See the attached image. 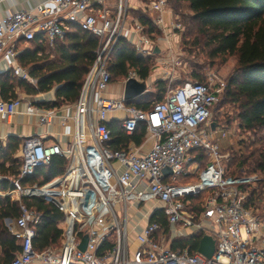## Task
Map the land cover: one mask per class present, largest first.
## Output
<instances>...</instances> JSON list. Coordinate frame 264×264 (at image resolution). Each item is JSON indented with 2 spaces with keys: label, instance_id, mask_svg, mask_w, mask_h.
Returning a JSON list of instances; mask_svg holds the SVG:
<instances>
[{
  "label": "built area",
  "instance_id": "obj_1",
  "mask_svg": "<svg viewBox=\"0 0 264 264\" xmlns=\"http://www.w3.org/2000/svg\"><path fill=\"white\" fill-rule=\"evenodd\" d=\"M108 2L43 0L0 17V62L19 78L32 81L16 60L19 41L27 43L41 34L52 45L73 23L98 37L99 44L71 116L21 96L0 97L1 120L21 111L36 116L41 126H67L72 120L64 145L47 143L41 134L23 137L18 145L19 173L3 193L19 204L9 226L19 250L9 264H264V219L246 205L243 188L261 177L228 175L222 164L228 154L220 151L215 138L216 133L228 134L212 119L225 85L184 81L167 88L163 99L148 109L126 104L123 96L105 95L111 82L107 60L120 37L141 55L154 49L144 25L127 16L126 0H116L113 8ZM167 6L168 0H149L145 7L158 28L180 29V23L167 20ZM130 77L139 80L135 72H128L123 82ZM115 112L127 136L144 124L139 144L111 147L107 123ZM56 155L67 160L61 174L42 184H23ZM190 175L197 178L182 182ZM33 197L53 204L62 214L56 223L59 243L41 251L33 245L41 213L25 202ZM190 197L199 199L193 203ZM153 215L157 219L152 220ZM161 215L167 229L158 221ZM200 231L214 239L209 258L188 247H170L174 239Z\"/></svg>",
  "mask_w": 264,
  "mask_h": 264
},
{
  "label": "trees",
  "instance_id": "obj_2",
  "mask_svg": "<svg viewBox=\"0 0 264 264\" xmlns=\"http://www.w3.org/2000/svg\"><path fill=\"white\" fill-rule=\"evenodd\" d=\"M146 1L147 4L149 0ZM175 1L179 5L186 4L190 10V14L185 17L186 23L194 25L189 27V35H194L202 47L210 50L211 55H237L236 66L224 88L223 103L230 101L238 104V125L242 130H264V0ZM148 13L145 7L144 11H136L135 15L144 25L145 32L152 34L156 26ZM27 43H30V46L18 52L16 60L27 70L35 83L19 78L10 69L0 72V97H15L16 89L36 96L55 88V98L52 101L35 103L42 107L58 108L75 102L85 75L95 59V50L99 45L98 37L71 23L62 38H56L52 45H49L41 34H37ZM107 67L111 80L112 77H127L129 69L134 70L142 80L146 79L149 73L148 59L136 53L123 37L112 47ZM194 77L202 82L198 73L194 74ZM166 90V82L157 80L154 91H150L154 93V100L139 101L134 106L148 109L154 102L163 99ZM107 125L111 131L109 144L114 149L124 148L132 140L139 144L145 134L144 124H139L131 136L123 133L116 120L109 121ZM20 142L21 138L9 135L7 142L0 144V192L7 191L11 187V181L19 173L20 159L13 155ZM237 144L238 148L232 151L224 166L225 171L232 176H261L258 182L243 185V188L247 192L246 205L255 211L261 208L264 212V138L260 136L252 139L246 145L244 140H240ZM200 157L199 154L198 158ZM66 166V158L53 156L47 165L37 168L28 179L39 184L45 183L61 174ZM25 202L41 213L33 239L35 249L41 251L47 246L57 245L61 232L56 223L62 218V214L53 204L39 197L25 199ZM18 212L17 201L11 200L8 195H0V264H9L19 250L16 239L3 222L4 218H13ZM151 219L157 217L153 215ZM158 221L166 228L164 215H161ZM203 235L205 233L200 231L181 236L174 239L170 247H188L191 252L196 251Z\"/></svg>",
  "mask_w": 264,
  "mask_h": 264
},
{
  "label": "rangeland",
  "instance_id": "obj_3",
  "mask_svg": "<svg viewBox=\"0 0 264 264\" xmlns=\"http://www.w3.org/2000/svg\"><path fill=\"white\" fill-rule=\"evenodd\" d=\"M166 13L168 16L169 13L171 14V16H169L167 19L168 21H170L169 19L171 18L172 21L180 23L181 27L180 29L172 30L175 32V35L170 33V37L164 30L158 28L157 26L155 27V30L152 32V34H148L154 44V49L151 54L142 55L148 59V76L146 79L142 80L134 70L129 69V72H135L136 77L139 80L144 81L145 87L147 86L149 90L144 91L134 98L125 100L126 104L136 105V103L139 101H153L154 93H151L150 91H154V88L156 87V81L160 79L166 82L167 88L177 87L185 80L197 81L198 79L194 77V74L198 73L202 77V81H222L226 86V83L236 66L237 55L225 54L213 56L210 54V50L207 47H202L203 45L198 43L194 35H189L188 29L191 25H194L186 23L185 17L186 15L190 14V10L187 8L186 4L182 3L179 5L175 0H168ZM27 46H30V43H22L20 48L24 49ZM155 48H158V50L155 51ZM136 53L138 52L136 51ZM122 80V77H112L111 82L113 83ZM31 83L34 84L35 81L32 80ZM224 88L220 93L218 102L213 108L212 119L215 123L228 131V134L225 137H221L219 133L215 134L220 151H222L224 154H228V156L222 161V164L226 166L227 160L231 156L232 151H235L238 148L237 143L240 140H244L246 145L250 142V140L257 139L260 136L263 139L264 130L261 129L252 132L251 130L244 131L239 128V118L237 117L238 104H234L230 101L223 103L225 91ZM123 90L124 87L122 89L121 95L118 98L123 96ZM16 96L24 97L25 99H28L32 102L38 101L36 96L27 95L22 89H18L16 91ZM117 113L120 114L119 112ZM16 153L17 152L14 154ZM13 156L17 157L15 155ZM36 178L39 179L38 177ZM196 178L197 177L195 175H190L182 180V182L193 181ZM190 199H192L190 201L196 203V200L199 198L190 197ZM147 208H150L148 204ZM256 212L260 216L264 217V212L261 208H258ZM165 229H167V227Z\"/></svg>",
  "mask_w": 264,
  "mask_h": 264
},
{
  "label": "crops",
  "instance_id": "obj_4",
  "mask_svg": "<svg viewBox=\"0 0 264 264\" xmlns=\"http://www.w3.org/2000/svg\"><path fill=\"white\" fill-rule=\"evenodd\" d=\"M41 1L43 0H0V17L7 14L8 12H11L17 9L32 8L33 6H35L37 3ZM146 2H147L146 0H126L127 16L129 18L137 19L135 12L140 11V10L144 11ZM108 4L111 8H113L116 4V0H113V1L109 0ZM148 14L152 16V13L149 12ZM165 32L167 33V35H169V37H170V33L175 35V32H173L171 28L170 29L166 28ZM22 43H25V42L19 41L17 43L19 52L22 50L20 48ZM4 71L6 70L4 69L3 64L0 62V72H4ZM124 79L125 77L123 78L122 81H117L113 83L110 82L107 90L105 91V95L109 97H119L124 87V82H123ZM120 87H121V90H120ZM17 90L18 89H16V91ZM54 90L55 88H52L51 90L47 92L38 93L36 95L37 100L47 101V102L52 101L55 98ZM146 90H149L147 86H146ZM74 103L75 102L67 103V104H64L58 107L59 113H62L63 115L71 116L73 114ZM119 116L120 114L116 112L111 113L109 115V121L111 120L118 121ZM67 123H68L67 126H60L58 124L41 126L36 116L27 114L21 111L20 113H18L15 117L11 118L10 120H1L0 118V140L4 139L6 143L7 137L9 135L17 136L18 138H21L22 140L23 137H26L29 135L41 134V135H44V141L47 143H51L54 141L55 142L60 141L64 145L68 141L69 133L72 130V120L69 119ZM132 142L134 143L133 140ZM151 143H152V140L150 139L145 143L144 147L148 148ZM14 155L17 156V153ZM31 183H33L31 179H28V177L24 178L23 180L24 185H30ZM3 193L4 192H0V195L4 196ZM13 218L6 217L3 220L4 225L8 228V230H9V226L11 225V221L13 220ZM16 243L19 245L18 240H16Z\"/></svg>",
  "mask_w": 264,
  "mask_h": 264
},
{
  "label": "water",
  "instance_id": "obj_5",
  "mask_svg": "<svg viewBox=\"0 0 264 264\" xmlns=\"http://www.w3.org/2000/svg\"><path fill=\"white\" fill-rule=\"evenodd\" d=\"M155 51H157V48H155ZM144 91H146L145 82L130 77L124 83L123 98L124 100H128L143 93ZM214 125L215 124H212V127H214ZM167 172L168 169H165V173ZM85 241L86 239H84L80 244L81 249H84ZM197 251L209 258L214 251V239L210 235H203L199 241Z\"/></svg>",
  "mask_w": 264,
  "mask_h": 264
}]
</instances>
